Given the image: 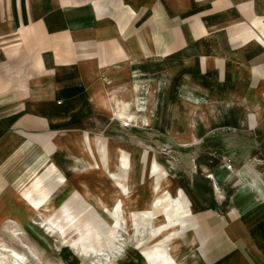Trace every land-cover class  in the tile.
I'll use <instances>...</instances> for the list:
<instances>
[{
	"label": "crops",
	"instance_id": "crops-1",
	"mask_svg": "<svg viewBox=\"0 0 264 264\" xmlns=\"http://www.w3.org/2000/svg\"><path fill=\"white\" fill-rule=\"evenodd\" d=\"M151 164L182 214L156 229ZM122 188L140 238L109 264H264V0H0V234L59 251L39 223Z\"/></svg>",
	"mask_w": 264,
	"mask_h": 264
},
{
	"label": "rangeland",
	"instance_id": "rangeland-1",
	"mask_svg": "<svg viewBox=\"0 0 264 264\" xmlns=\"http://www.w3.org/2000/svg\"><path fill=\"white\" fill-rule=\"evenodd\" d=\"M239 139H241V138H239ZM240 142H241V140H240ZM207 147H209V151H210V149H211L210 145ZM241 150L242 149H240V151ZM157 159H158V162L161 163V161H162L161 158H157ZM166 176H167L166 171L162 170L160 167H157V174H155L157 181L161 182L162 179ZM145 177H146V180L142 182V193H143V195H142V197H139V201L137 204L138 207H142L141 208L142 210H144L145 207L150 205L149 193H150L151 180L148 179L147 174H145ZM125 190H126V188H122V192H124ZM178 193H179V190L176 192L175 196H171L169 193L168 194L171 196V198H174V197H177L179 195ZM74 198H77L76 200H78V202L72 200L70 203H65V205L63 206L61 211H59L57 213V215H55L52 218L54 226L59 228V230L56 229V231H53L54 233H51V232H49V230L47 228H43V226L39 223L40 224L39 225L40 230H42L44 233L48 234V236L58 235V236L63 238L62 246H60V245L57 246L59 251H56L55 246H53L54 245L53 244L49 248V249L53 250L52 253L49 252V249H48V251L44 252L43 249L41 248V246L36 243L37 241L35 240L34 236L30 232L20 231L21 236H19V238L21 239V241H23V244L27 248H29L30 251H33L38 256H39V254L37 252H39L41 254L43 260H41V259L40 260H41L42 264H83V263H85L86 260H84L83 258L82 259H80V257H78L79 259L77 257H76L77 259L74 258L75 255H77L76 249L77 250L80 249L83 253H89L90 251H95V252L103 251L105 254L111 253L112 252L111 251V244L114 241L113 236L115 233H119L125 239H128L129 242L134 241V238H133V234L135 231L134 230V219H133V217H129V215H127V212L122 211V214H121L122 217L124 218V221H125L124 222L125 223L124 228H126V230L124 231V233H125L124 234L123 231L118 230L120 228H116L115 225L114 226H108L107 224H105L94 213V212H100L101 211V210L100 211L97 210V209H99L97 206L91 207L94 210V212H93V210H91L84 202L81 201V199H83L87 203H90L89 200H87L88 198L86 199V197H83L82 195L81 196H75ZM114 199H115V197H113V200ZM150 199H151V197H150ZM177 204H178V200H171L168 195L163 194L158 198V200L155 203V207H156L155 210L156 211H154V214L155 215H163L165 217V220L169 224H174L177 221L181 220V217H182V214L177 212V210H178ZM67 207H69V208L66 209ZM31 209H33V208H31ZM35 211L36 210H34V211L32 210V212L36 216L37 212H35ZM72 211L74 212V215L69 216V213ZM67 213H68V215H67ZM115 214L116 213L114 212L112 215L109 214V216L113 217V216H115ZM135 219L138 221H142L144 226L146 225V224H144L145 221L148 222V219L144 218L142 216V214H136ZM127 220L130 222L127 223ZM70 221H72V224L69 223ZM155 221L156 222L162 221L161 216H158ZM131 222H133V224ZM154 226H155V224H154ZM152 228H154V227H152ZM11 229H17V228H11ZM146 232H149V231L147 230ZM146 232L144 230V234H143L144 236L147 235ZM162 235H163V233H159L156 238H158ZM153 236H155V235H153ZM69 238L72 239V242H74L73 239L75 238V243L71 244V248L70 247H64V246H66L64 239L69 240ZM139 238L140 237H138V239ZM172 241H173V239H171V240L169 239L166 242L170 244ZM0 243L6 245L8 247H12L18 251H21V249L16 245L14 240L10 237V235L7 232L5 234H0ZM151 245L152 244H147V245H145V247L149 248V247H151ZM71 249L73 250V254H74L73 256L74 257H71V255L69 254ZM171 251H172V249L168 245L167 249H166V253L170 254ZM22 252H24L23 249H22ZM118 254H120V253H118ZM109 255H110V261H112L113 255H111V254H109ZM28 256H29V251H28L27 257ZM116 259H118V258L114 259V263L117 262ZM27 262H28V264H36L30 258H27ZM137 264H143V260L140 259Z\"/></svg>",
	"mask_w": 264,
	"mask_h": 264
},
{
	"label": "bare ground",
	"instance_id": "bare-ground-1",
	"mask_svg": "<svg viewBox=\"0 0 264 264\" xmlns=\"http://www.w3.org/2000/svg\"><path fill=\"white\" fill-rule=\"evenodd\" d=\"M132 118H129L128 120H131ZM130 122V121H129ZM84 168V167H83ZM86 168V167H85ZM94 169V168H93ZM153 167L152 164L150 165V176L152 177V181L153 184L151 186V202L150 204L152 205V202L154 204V201H156V198H158L160 195L164 194V193H168L166 190L168 189V185L167 183H162L166 180L167 176L164 177L162 179V181L160 182V184H158L157 186L155 185V181H154V175H153ZM130 197V190L128 188H126V190L124 192H121V194L119 195L117 192V195L115 196V199L112 201V206L108 209H105V211H103V202L101 201V199L97 198L96 203L98 207H100L99 211L100 212H94V210L91 208L93 207L92 204H94L92 201V203H87L85 200L81 199L82 202H84L91 210H93V212L108 226H116V228H120L118 230H122L123 233L126 230V228H124V218L122 217V211L127 212V215H129V217H133L134 218V213L136 212H130L128 211V209L125 207L128 203ZM79 199V198H78ZM173 200V199H172ZM74 203V202H73ZM72 203V204H73ZM49 202L45 201L43 202L42 205L37 206L38 207H42V206H46L48 205ZM33 208V207H32ZM65 208V207H64ZM69 207H67L66 209H68ZM152 209V207H151ZM33 211L35 210L34 208L32 209ZM63 211V210H62ZM147 211V212H146ZM116 213L115 216L111 217L109 216L112 215L113 213ZM146 213V216L150 219V229H156L158 227L161 226V223L165 220L163 216H161L162 218V222L156 224V219L158 216H153L152 215V211L150 212L149 209L144 211ZM54 213H50L45 222H41L40 224L43 226V228H47L49 230V232L54 233L53 231H56L55 228L51 227L49 225V219L50 217L53 215ZM36 216H38V213L36 214ZM115 217V218H114ZM52 219V218H51ZM130 221L127 220V223H129ZM133 224V222H131ZM154 224H156L157 226H154ZM163 225V224H162ZM154 227V228H152ZM147 230H145L146 232ZM10 237L14 240V242L16 243V245L21 249V251H18L12 247H8L4 244L0 243V264H28L27 262V258H30L32 261H34L36 264H42L39 256L34 253L33 251H30L29 248H27L24 244L23 241H21V239L19 238V236H21V232L18 229H9V232H7ZM144 233V231H143ZM147 233V232H146ZM125 234V233H124ZM135 236L140 237L139 232H135L133 234V238H135ZM113 243L111 244V253L105 254L103 251H99V252H95V251H90L89 253H83L80 249L77 250V255H75L77 258L80 257V259H84L86 260L85 263L83 264H109L110 261V255H113L112 258H117L121 253V248L122 245L127 244L129 242L128 239H125L123 236H121L119 233H115L113 236ZM171 240V239H170ZM71 241L72 239L69 240H65V245L67 247L71 246ZM22 249L24 252H22ZM28 249V250H27ZM29 251V256L27 257ZM116 251V252H115ZM79 259V258H78ZM67 263V262H66Z\"/></svg>",
	"mask_w": 264,
	"mask_h": 264
},
{
	"label": "built area",
	"instance_id": "built-area-1",
	"mask_svg": "<svg viewBox=\"0 0 264 264\" xmlns=\"http://www.w3.org/2000/svg\"><path fill=\"white\" fill-rule=\"evenodd\" d=\"M225 167H226V169L228 170V171H232V166L229 164V162H227V164L225 165Z\"/></svg>",
	"mask_w": 264,
	"mask_h": 264
}]
</instances>
